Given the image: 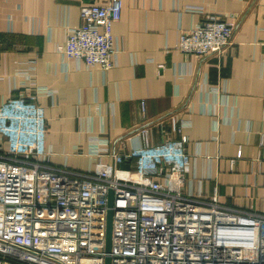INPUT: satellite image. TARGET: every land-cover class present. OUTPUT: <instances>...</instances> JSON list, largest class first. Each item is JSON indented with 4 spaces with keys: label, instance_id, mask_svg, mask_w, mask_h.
I'll return each mask as SVG.
<instances>
[{
    "label": "crops",
    "instance_id": "1",
    "mask_svg": "<svg viewBox=\"0 0 264 264\" xmlns=\"http://www.w3.org/2000/svg\"><path fill=\"white\" fill-rule=\"evenodd\" d=\"M108 1L0 0V105L20 95L44 108L50 164L91 171L146 141L182 140L185 192L264 210V0H121L111 69L63 55L82 6ZM209 15L234 24L231 44L180 50L181 30Z\"/></svg>",
    "mask_w": 264,
    "mask_h": 264
},
{
    "label": "built area",
    "instance_id": "2",
    "mask_svg": "<svg viewBox=\"0 0 264 264\" xmlns=\"http://www.w3.org/2000/svg\"><path fill=\"white\" fill-rule=\"evenodd\" d=\"M122 1L84 4L82 23L57 49L111 69L120 52L112 25ZM235 26L209 15L181 30L178 48L221 54ZM44 108L24 96L0 105V264H105L108 192L114 190L110 264H264V210L229 206L217 190L182 188L189 154L182 140L147 141L114 162L81 171L46 162ZM147 134L146 131L142 132ZM134 159V167L120 163Z\"/></svg>",
    "mask_w": 264,
    "mask_h": 264
},
{
    "label": "water",
    "instance_id": "3",
    "mask_svg": "<svg viewBox=\"0 0 264 264\" xmlns=\"http://www.w3.org/2000/svg\"><path fill=\"white\" fill-rule=\"evenodd\" d=\"M113 212H114V190L109 189L108 192V210H107V225H106V242H105V264L111 263V247H112V226H113Z\"/></svg>",
    "mask_w": 264,
    "mask_h": 264
}]
</instances>
